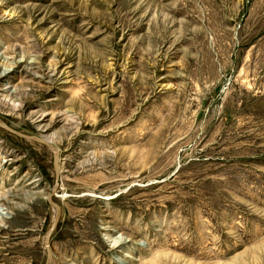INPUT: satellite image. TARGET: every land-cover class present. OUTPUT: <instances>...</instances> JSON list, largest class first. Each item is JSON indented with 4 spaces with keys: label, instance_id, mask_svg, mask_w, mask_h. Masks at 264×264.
Here are the masks:
<instances>
[{
    "label": "rangeland",
    "instance_id": "1",
    "mask_svg": "<svg viewBox=\"0 0 264 264\" xmlns=\"http://www.w3.org/2000/svg\"><path fill=\"white\" fill-rule=\"evenodd\" d=\"M0 121V264H264V0H0Z\"/></svg>",
    "mask_w": 264,
    "mask_h": 264
},
{
    "label": "bare ground",
    "instance_id": "2",
    "mask_svg": "<svg viewBox=\"0 0 264 264\" xmlns=\"http://www.w3.org/2000/svg\"><path fill=\"white\" fill-rule=\"evenodd\" d=\"M50 142V141H49ZM48 142V143H49ZM50 144V147H49V145H46L47 147H49V149L51 150V152L54 154V156H55V158L58 160V164H59V160H60V151L56 148V147H54L53 145H52V143H49ZM57 188V187H56ZM53 191V190H52ZM57 191V190H56ZM58 192V191H57ZM49 195V194H48ZM50 195H51V193H50ZM50 195H49V197L48 198H50V199H52V200H54L55 201V198L52 196V197H50ZM56 205H58L56 202H54ZM58 208H59V205H58V207L57 206H55V205H52V209H53V212H54V216H55V214L57 213V210H58ZM60 209V208H59ZM1 228V227H0ZM46 238V237H45ZM126 240L127 239H120V238H118V239H116L115 241L114 240H112V241H114V245L116 246H119V247H121L122 245H124L125 243H126ZM50 245H49V241L48 242H46L45 241V247L47 248V252L51 249V247H49ZM58 263V261H57V259H56V257L54 256V255H52L50 258H49V260L47 259V262H46V264H57ZM59 264V263H58Z\"/></svg>",
    "mask_w": 264,
    "mask_h": 264
},
{
    "label": "water",
    "instance_id": "3",
    "mask_svg": "<svg viewBox=\"0 0 264 264\" xmlns=\"http://www.w3.org/2000/svg\"><path fill=\"white\" fill-rule=\"evenodd\" d=\"M0 124H2L1 121H0ZM4 126H5V125H4ZM5 127H6V128H9V127H7V126H5ZM31 138H34V139H36L37 141H42V142H44L46 145H49V147H50V144H49L48 142L44 141L43 139H40V138H38V137H33V136H32ZM56 166H57V168H58V160H57V159H56ZM55 194H56V187L53 189V191H52L50 197L54 196ZM49 201H50L51 205H55V206L58 207V205H56V204L53 202L52 199L49 198ZM59 219H60V209L58 208L57 213H56V216H55V218H54V220H53L51 226L49 227V230H48L47 233H46V236H45V237H46V238H45V241H46V242H48V241L50 240V238H51V234H52V232L54 231V229L56 228V225H57ZM51 256H52V253H51V251L49 250V251H48V260H49V258H50Z\"/></svg>",
    "mask_w": 264,
    "mask_h": 264
}]
</instances>
